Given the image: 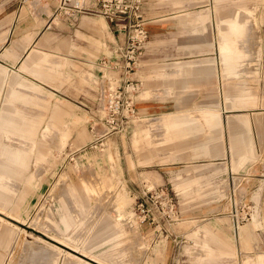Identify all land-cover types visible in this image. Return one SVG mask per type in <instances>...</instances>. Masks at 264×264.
<instances>
[{
    "label": "rangeland",
    "instance_id": "374dc122",
    "mask_svg": "<svg viewBox=\"0 0 264 264\" xmlns=\"http://www.w3.org/2000/svg\"><path fill=\"white\" fill-rule=\"evenodd\" d=\"M56 1L25 0L30 13L45 11L48 16L40 19L43 26L36 38L33 32H29L33 37L30 41L25 37L28 33L23 37L28 45L34 38L47 34L68 38L70 44L65 47L57 44L56 39L52 44L34 43L37 48L52 50L53 59L64 60L53 80L22 70L21 61L12 65L3 62L7 32H0V62L9 68L7 79L19 85H39V95L47 100V109L42 106L41 112L34 113L41 104L31 101L24 105L20 98H15L16 103L26 109L29 118L39 116L42 125L50 120L55 103H64L68 111L59 126L70 130L62 146L59 129L54 127L44 137L48 142L38 144L37 148L44 147L43 160H31L18 180L4 184L0 180V237L10 235L8 245L0 240V264H49L53 249L59 257L64 256V264L72 262L73 254L93 264H158L161 259L158 245L151 247L147 230L139 223L136 207L140 201L157 220H174L176 227L197 233L212 228L222 234L227 232L232 237L229 244L232 253L223 258L238 261L250 256L249 264H254L251 257L257 259L262 253L259 264H264V0H221L218 13L215 0H141L139 10L126 11L131 12L132 18H141L148 37L139 49L137 65L128 72L124 71L118 51V45L126 40L116 24L127 17L111 21L97 6L98 10H81L79 15L68 19L56 16L52 10ZM239 4L252 10L256 25L254 36L244 43L248 54L242 59L236 77L224 73V65L220 64L216 17L230 15L240 8L247 10ZM40 5L45 9L38 10ZM199 9L210 12L205 26L193 30L180 22L178 14ZM28 20L32 21L30 15L25 19ZM70 23L78 25L67 30ZM78 30L81 35H77ZM100 40L104 43L100 44ZM203 57L211 60L202 61ZM176 62L208 63L213 72L208 78H198L196 71L177 74L173 69ZM159 69L165 70V76L156 74ZM131 81L138 82L137 89L128 88ZM186 81L190 86L182 87ZM146 89L151 92L144 97L142 91ZM253 92L257 104L247 106L249 103L241 100ZM234 102L245 106L234 108ZM204 109L219 112L222 123L207 124L202 113L208 110ZM244 112L249 117L248 129L236 119V114ZM186 115L199 117L204 129L166 141L152 142L150 137L143 136L136 142L137 133L147 129L161 130L167 135L171 119L180 120ZM229 124L231 130L243 133L254 152L237 167L233 157L239 151L232 147ZM39 134L44 136L42 127ZM197 140L200 142H193ZM9 143L4 137L0 146ZM98 176L113 186L102 200L81 195L84 199L78 200L82 212L79 217L76 206L71 201L66 204L63 193L70 188L82 194L83 180ZM191 176H199L200 180L192 181ZM122 193L128 198L121 208L123 213L124 209L128 212L122 219L128 236L117 244L119 249L113 255H108L110 258L103 256L105 262L94 253H101L107 245L89 246L87 240L93 230L86 233L85 226L108 213L117 215L113 201ZM87 201L89 208L82 206ZM71 212L77 218H70ZM83 213L88 215L84 223L67 228V222L80 220ZM79 234H84L85 240L82 243L75 240L79 242L76 244L70 236ZM29 241L36 242L35 250L26 249ZM200 247L203 249L193 254L199 255L196 261L203 263L199 257L206 251L204 245ZM151 248L154 255L149 251Z\"/></svg>",
    "mask_w": 264,
    "mask_h": 264
},
{
    "label": "crops",
    "instance_id": "0c3cea01",
    "mask_svg": "<svg viewBox=\"0 0 264 264\" xmlns=\"http://www.w3.org/2000/svg\"><path fill=\"white\" fill-rule=\"evenodd\" d=\"M215 2L214 8L218 13L221 0H215ZM239 6L242 7V9L245 8L243 4H239ZM23 8L26 12L22 13L21 11L24 10ZM28 9L29 6L25 3V0H6L3 3L0 2V32H7V41L3 48L4 54H2L3 62L8 65H12L21 61L19 66L22 70L46 80H53L58 76L60 67L63 65L64 60L62 58L53 59L52 57L54 53L52 50L37 48L34 43L52 44V41L56 39L59 41L56 42L57 44L59 43V45L65 47L68 46L70 42L67 37L59 38L53 34H47L42 36L40 39H35L37 32H39L43 26L42 24L40 25V19L47 17L48 15L45 11H38L36 14L33 13V16ZM43 9H45L44 5L38 6V10ZM245 9L247 10H241L240 8L234 10L230 15H217L216 17L218 36L216 48L219 54V61L220 64L224 65V73H233L236 77L240 71L239 67L242 65V59L248 54L247 50L244 48V43L249 39V36L253 37L255 34L256 19L252 15V10H249L248 8ZM52 10H55V8ZM83 10L98 9L94 0H87L86 6ZM29 15L32 18V21L28 20V22H26L25 19L29 17ZM251 16L252 18H249ZM178 17L182 24L190 25L193 30H195L199 25L205 26V23L210 17V12L208 9L186 10L184 13L178 14ZM74 24L75 23L68 24L67 30L75 29L74 27L78 24L75 26ZM29 32H33L32 34L35 36L31 45H28L23 41L25 33H28L25 35L27 41H30L33 38L32 34ZM81 34V31L78 30L77 35ZM56 43L54 45L57 46ZM103 43L104 41L100 40V44ZM26 48L27 51H25ZM14 55L16 57H14ZM21 57H23L22 60H20ZM209 60H211L209 57L202 58V61ZM173 69L177 74H188L192 73V71H196L198 73V78H208V75L213 72L212 66L208 63H203L202 65L188 63L183 65L176 62L173 64ZM8 70L9 68L0 62V141L4 137L10 140L9 144H2V146H0V155L3 156V159L0 160V180L3 181V184L9 183L15 178L18 180L20 179V176L23 177L31 160L34 159L35 162H39L44 159V147L41 145L40 148L37 147L39 143L48 142L44 139V137H48L54 127L59 129L58 139L59 144L62 146L66 144L70 133L68 128L59 126L62 122L63 114L68 111V107L64 103H55L52 116L48 123L44 125H42L39 116L34 115L29 118L26 115V109L17 104L15 98H20L24 105L31 101L41 104V108H38V111H35L34 113L41 112L42 106L47 109V105H45V101L47 100L40 97L39 85H19L16 83L17 81L7 79ZM164 73L165 70L163 69L156 71V74L160 77L165 76L163 75ZM188 86H190L188 81L182 83V87ZM183 91L186 90L183 89ZM142 92H144V97H147L151 91L146 89ZM241 101H245V104L248 102L249 104L247 106H255L257 104L255 92L248 94V97L245 96V99H242ZM241 106L245 105H235L234 102V108ZM204 110H208L202 113V116L206 119L207 124L218 125L222 123L221 114L219 112L211 109ZM236 115H238L236 117L237 121H241V124L248 129L250 122L246 112L238 113ZM170 123L171 126L169 124L167 135L164 136L161 130L157 131L155 129H147L144 133H137L136 142H140L143 136L150 137L152 142L171 140L173 139V136L176 138L190 136L196 132H201L205 127V124L201 122V119L193 115H186L180 120L178 118H172ZM228 123H232V121H228ZM229 126V135H231V143H233L232 147L239 151L238 156L236 158L233 157L234 166L237 167L240 166L247 157L253 156L254 152L245 141L243 133L238 131L239 129L231 130V124H229ZM41 127L44 131L43 137L39 134ZM38 129L40 131H38ZM237 137H242V139H238ZM193 142L200 141L197 140ZM218 151L220 150L218 149ZM189 178H191L192 181L200 180L199 176H191ZM63 179L64 176L61 177L60 182ZM107 184V179L101 176H98L95 179H85L83 180V187L81 188L82 194L78 191L76 192L78 189L73 191L69 188L66 194L63 193L65 202L66 204L68 201L73 202L77 208V214H79L80 217L82 212L79 209L80 205L78 200L80 197L81 199H84L81 195H84V197L87 196L88 199L91 200H102L107 190L111 189L113 186L112 183L110 185ZM123 196L124 194L122 193L119 199L113 201L115 208H117L115 213L117 215L108 213L106 216H101L99 221L93 220V222L86 224L85 226L86 233L93 230V233L87 240V244L89 246L99 248L101 245H107L106 248L100 250L101 253H94L95 256L105 260V262L107 261L104 257L107 256V258H110L111 256L108 255H113L112 253L119 249L117 248V244L119 242H123V239L128 236L127 231H125L126 222H122V219L127 216L126 213L128 212L125 209V213L121 211V208L127 202L128 198L126 196L123 198ZM0 199H2L1 195ZM82 206H87L88 208L91 207L89 202L87 205L83 204ZM83 215L84 216H82L80 220H76L74 223L67 222V224H69L67 225V228L72 226V224L76 226L77 224L84 223L88 215L84 213ZM71 217L77 218L72 214V212L70 218ZM158 222L159 226L157 227H154L149 222H139L147 230V236L152 243L151 247L158 245L159 254L161 255V259H159L158 264H249L250 256H245L243 259H238V261L233 259V257L223 258L224 255L232 253L231 247L229 246V244H232V237L229 236L227 232L222 234L212 228V230L206 231L205 233H197L192 230H185L182 227H176L175 225L177 222L167 218H159ZM98 223L99 225L96 226L95 224ZM70 238L77 244L79 243L78 241L82 243V241L85 240V235L79 234L75 237L70 236ZM222 238H224V240H221ZM0 240L4 245H8L10 235L1 234ZM196 240H198L199 244H196ZM201 245L205 246L206 251L205 255L199 257V260L203 261V263L197 262L196 258L198 260L199 255L193 254L197 252L196 250L201 251L203 249L200 247ZM36 248L37 244L35 241H29L27 243L26 249L35 250ZM53 250L54 255L51 257L49 264H64V256L59 257L58 251L55 249ZM149 251H151L152 255L155 254L152 248ZM238 253L241 254L240 248ZM73 255L74 256L71 257L73 260L70 264H93L91 261L84 259L81 256L76 254ZM262 256V253H259L257 259H253L251 257V261H253L254 264H259L262 261ZM125 264L129 263L126 262Z\"/></svg>",
    "mask_w": 264,
    "mask_h": 264
},
{
    "label": "built area",
    "instance_id": "2783aa9c",
    "mask_svg": "<svg viewBox=\"0 0 264 264\" xmlns=\"http://www.w3.org/2000/svg\"><path fill=\"white\" fill-rule=\"evenodd\" d=\"M99 10L109 18V20L118 21L120 18L127 17L126 21L116 23L125 37V44L118 45L119 55L122 58V65L125 72L133 69L137 65L138 53L140 47L148 37L147 29L144 27L141 18H132L131 12L126 10H139L141 0H94ZM87 0H57L55 14L65 18H74L79 11L86 6ZM124 15V16H123ZM128 88L135 90L138 88V82H129ZM112 105H110L111 107ZM136 209L139 213L140 222L148 221L154 227L159 226V222L150 209L142 202H138Z\"/></svg>",
    "mask_w": 264,
    "mask_h": 264
},
{
    "label": "bare ground",
    "instance_id": "6f19581e",
    "mask_svg": "<svg viewBox=\"0 0 264 264\" xmlns=\"http://www.w3.org/2000/svg\"><path fill=\"white\" fill-rule=\"evenodd\" d=\"M122 203V202H121ZM120 204V203H119ZM122 205V204H121ZM117 209V208H116ZM119 214V213H118ZM57 247V246H56ZM80 260V259H79Z\"/></svg>",
    "mask_w": 264,
    "mask_h": 264
}]
</instances>
